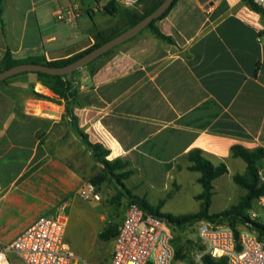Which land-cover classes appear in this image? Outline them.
Here are the masks:
<instances>
[{"label":"crops","instance_id":"0c3cea01","mask_svg":"<svg viewBox=\"0 0 264 264\" xmlns=\"http://www.w3.org/2000/svg\"><path fill=\"white\" fill-rule=\"evenodd\" d=\"M108 1L3 0L0 66L7 51L17 60L49 61L90 47L118 14L103 11ZM115 1L140 11L155 0ZM211 1L205 9L197 0H176L154 23L172 43L143 29L78 82V126L109 151L107 159L127 160L142 179L168 177L193 149L216 165L235 159L233 145L264 148V42L256 41L264 17L241 0ZM73 6L79 17L56 21V11ZM13 82L26 91L18 100V91L0 89V247L39 216L66 211L101 170L72 131L64 101L33 73ZM6 255L21 264L14 252Z\"/></svg>","mask_w":264,"mask_h":264},{"label":"rangeland","instance_id":"374dc122","mask_svg":"<svg viewBox=\"0 0 264 264\" xmlns=\"http://www.w3.org/2000/svg\"><path fill=\"white\" fill-rule=\"evenodd\" d=\"M112 21L104 29L114 26L118 29H123L126 26L120 13ZM114 51L115 48H113L111 53ZM110 54L103 56L89 67L78 69L74 73L75 79L80 83V79L84 74L92 73ZM14 79H16V76L1 82L0 89L4 91H18L17 98L21 100L24 96L19 95V93L20 91H26L21 85H25V82L20 81L21 84H15L13 82ZM30 87L31 85L27 84V89ZM32 98L37 99L34 95ZM225 165L227 169L226 173L212 181L213 189L210 196L208 214L219 213L223 210H228L233 205H237L246 192L234 180L235 177H241L242 179L247 177L244 162L239 158H235L234 160H227ZM187 166L188 162L182 158L177 161L175 168L168 177H161L155 180L142 179L132 174L126 180L121 181L124 188H121L114 179L107 178L96 189V192L100 195V200H85L79 196L73 197L69 201L64 213L66 218L65 240L69 244L72 256L74 259H77V263L107 264L112 238L100 240L97 235L107 225L116 228L120 224L125 208L129 203L127 191L133 196L144 199L150 207L158 208L160 214L178 217L198 213L201 209V199L198 196L202 192V188L198 183L199 174L189 171ZM263 168L264 165L261 162L257 165V173H262L264 171ZM99 172L100 170L96 172L95 176ZM257 179L259 184L264 183L259 178V175H257ZM250 211L256 213L257 222L264 224V210H261L252 203L251 208L245 210L244 213L253 220L249 214ZM101 216L104 217V221L101 219ZM197 222L188 223L182 226V228L168 227L175 252L182 246L186 247L183 257L176 256L177 262L191 264L195 254L203 249L202 245L197 241ZM220 224L230 228L233 225V227H237L238 231L244 227L238 222H221Z\"/></svg>","mask_w":264,"mask_h":264},{"label":"built area","instance_id":"2783aa9c","mask_svg":"<svg viewBox=\"0 0 264 264\" xmlns=\"http://www.w3.org/2000/svg\"><path fill=\"white\" fill-rule=\"evenodd\" d=\"M250 2L261 5L264 0ZM131 3L123 0L125 6ZM80 13L79 8L73 6L56 11L54 16L58 22L66 23L79 17ZM256 41L264 42V33H257ZM258 175L264 182V171ZM78 196L85 200H100L96 186L91 182L81 187ZM253 203L264 210V192ZM64 213L65 207L61 206L53 215L39 216L10 243L0 247V264H10L7 251L14 252L21 264H78L65 240ZM249 214L257 221L255 212ZM168 227L164 218L147 212L136 202L128 203L112 238L107 264H182L175 258ZM196 236L203 249L195 254L191 264H204L202 257L205 255L214 259L224 257L228 264H264V240L246 227H242L235 238L230 227L200 220L196 223Z\"/></svg>","mask_w":264,"mask_h":264},{"label":"trees","instance_id":"16d2710c","mask_svg":"<svg viewBox=\"0 0 264 264\" xmlns=\"http://www.w3.org/2000/svg\"><path fill=\"white\" fill-rule=\"evenodd\" d=\"M144 0H139L138 3H142ZM163 0H155L147 6H143L140 11L134 8H127L120 6L115 0H109L103 7V11L106 14L114 15L116 13H120L123 16L124 22L126 26L123 29H118L117 27H110L107 29H102L97 31L93 35L94 43L77 53L71 54L68 57L49 60L47 61L44 56H33L28 57L23 60L13 59L11 54L7 51L1 61L0 70L5 68L20 64V63H35L41 64L51 67H59L64 66L77 58L81 57L85 53L89 52L93 48L101 45L102 43L108 41L109 39L115 37L120 32L125 30L126 28L134 25L146 15L151 13L154 9H156L159 4ZM176 0H173L171 5L165 10V12L158 18H163L169 9L173 6ZM247 6H249L252 10L260 13L264 17V11H262L258 5L253 4L250 0H241ZM3 0H0L2 3ZM156 19V20H158ZM156 20L152 21L147 27L144 29H149L153 32V34L160 38L161 40L172 43V39L168 36L163 35L160 33L154 23ZM0 28L3 30V24L0 20ZM113 49L107 51L85 67L91 66L94 62L99 60L105 55L111 53ZM96 68L93 70L95 71ZM92 71V72H93ZM72 72L69 75H48L44 73H33L36 75L38 80L41 84L51 91L58 99H62L65 103V116L67 121L74 132V134L78 137L80 142L91 151L92 159L101 165L100 172L94 176L90 182L94 184L96 187L99 186L105 179L111 178L114 179L117 184L124 188L122 185V180H126L129 178L133 173L134 170L130 167V163L127 160L121 158H115L112 160L107 159L109 155V151L104 148L100 143H91L88 140L87 134L78 126L77 124V117L74 114V108L79 106L77 100V92H78V81L74 77V73ZM26 74V73H21ZM18 75V74H17ZM16 76V75H14ZM13 77V76H11ZM8 77L1 82L6 81L7 79L11 78ZM0 82V83H1ZM33 95L37 99L47 100L50 101L51 99L45 95L33 93ZM230 156L232 158H239L241 159L246 167L247 177L242 179L241 177H235L234 180L237 184L245 189V194L241 197L239 203L237 205H233L228 210H223L219 213L208 214V207L210 203V196L212 194V181L217 177L226 173V165L224 163H219L218 165H214L211 163L203 154V152L199 149H193L189 151L183 159L188 162L187 169L192 172H197L199 174L198 183L202 188L201 194L198 196L201 199V209L198 213L192 215H183L178 217H172L169 214H160L158 212V208L150 207L146 201L142 198L137 196L131 195L128 191L129 200L128 202H136L139 204L144 210L155 214L159 217L164 218L168 225L171 227L182 228V226L193 223L200 220H206L213 224H220L221 222L227 223H235L238 222L242 226L248 228L249 230L253 231L257 237L261 240H264V224L259 223L255 220L250 219L245 213V210H249L251 208L252 203L255 199H257L263 192H264V183L259 184L257 179V165L261 163L264 159V148L256 147L253 149L245 148L241 145H233L230 148ZM231 229L233 230L235 238H238L239 231L237 227H233L231 225ZM116 228L110 227L107 225L104 230L100 231L97 237L100 240L107 239L109 237L113 238L116 234ZM186 247L182 246L180 249L176 250V256H184V251ZM202 262L204 264H228L224 257L219 259H214L208 255L202 257Z\"/></svg>","mask_w":264,"mask_h":264},{"label":"water","instance_id":"95a60500","mask_svg":"<svg viewBox=\"0 0 264 264\" xmlns=\"http://www.w3.org/2000/svg\"><path fill=\"white\" fill-rule=\"evenodd\" d=\"M173 0H163L159 6L154 9L151 13L146 15L140 21L135 23L134 25L126 28L122 32H120L115 37L109 39L108 41L102 43L101 45L93 48L89 52L85 53L81 57L76 60L59 67H51L41 64L35 63H20L3 70H0V82L4 79L21 74V73H44L48 75H69L78 69L85 67L107 51L115 48L117 45L122 44L123 42L133 38L139 32H141L145 27H147L152 21L158 19L165 10L171 5ZM197 2L203 6V8L207 9L212 5L211 0H197ZM45 113L51 114L52 112L44 111Z\"/></svg>","mask_w":264,"mask_h":264}]
</instances>
